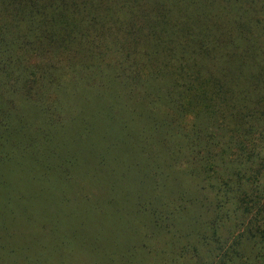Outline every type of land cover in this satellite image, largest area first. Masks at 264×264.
<instances>
[{
	"label": "trees",
	"instance_id": "16d2710c",
	"mask_svg": "<svg viewBox=\"0 0 264 264\" xmlns=\"http://www.w3.org/2000/svg\"><path fill=\"white\" fill-rule=\"evenodd\" d=\"M0 264H264V0H0Z\"/></svg>",
	"mask_w": 264,
	"mask_h": 264
},
{
	"label": "rangeland",
	"instance_id": "374dc122",
	"mask_svg": "<svg viewBox=\"0 0 264 264\" xmlns=\"http://www.w3.org/2000/svg\"><path fill=\"white\" fill-rule=\"evenodd\" d=\"M163 173H165V175H166L164 178V179H166L164 181L165 187H162L161 185L158 186L159 198H160L162 203H165L167 205L169 203H171L172 201L176 204V201H178V199H180V201H181L183 199L182 197H184V196L181 197V195H179L180 190L185 189L187 187H190L192 185V182L189 179L190 177L187 174L180 173V172L173 173L170 170H166V169L165 170L163 169ZM179 217H180L179 227L182 230H185L186 232H188L190 230L189 231L190 232L189 233L190 238L193 237L192 234L194 231L191 229H193L194 225L192 223H189L191 225L187 226V223L189 222L188 220H190V222H191L189 214H186L185 216H182V217L179 216ZM110 223H111V221H109V224Z\"/></svg>",
	"mask_w": 264,
	"mask_h": 264
}]
</instances>
